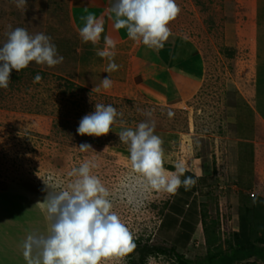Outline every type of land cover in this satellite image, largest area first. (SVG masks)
<instances>
[{"label": "rangeland", "instance_id": "obj_1", "mask_svg": "<svg viewBox=\"0 0 264 264\" xmlns=\"http://www.w3.org/2000/svg\"><path fill=\"white\" fill-rule=\"evenodd\" d=\"M26 3L24 11L14 0H0V45L17 27L30 34L43 32L51 37L63 62L54 67L31 62L19 73L12 70L9 87L0 89V191L22 192L45 208L46 185L57 192L63 190L74 179L68 176L71 169L91 161L95 164L91 174L109 189L112 211L133 239L173 246L178 253L199 258L204 254L201 225L197 229L200 210L185 212L177 227L171 219L190 190L181 187L172 195L132 188L138 176L131 170L127 145L117 134L124 128L135 129L148 119L144 113L150 111L154 134L163 140L164 167L169 170L168 166L175 168L182 161L187 171L199 176L191 196L206 205L209 218L220 219L222 239L231 240L239 228L240 202L231 189L239 190L236 178L247 182L254 175L259 183L243 194L264 198V32L258 44L251 19L246 23L247 18L239 12V2L176 0L181 11L168 27L171 33L196 41L206 63L198 91L178 106L152 103L137 85V76L131 74L127 62L129 55L135 54L136 41L127 48L129 55L124 59L113 57L118 69L106 73L109 60L96 55V50L104 47L84 43L79 37L76 28L83 26L79 24L83 15L79 9L71 10L72 0ZM243 26H247L245 35L240 31ZM114 52L119 53L116 47ZM37 74L42 77L38 83L34 82ZM107 76L111 88L95 91ZM95 103L112 104L123 116L117 117L107 135H78L79 121L94 111ZM83 143L90 144L92 151H80ZM0 197L7 204L15 203L10 197L6 200V195ZM195 220L193 234L182 248L180 235L186 231L185 224ZM36 225L40 233L42 226ZM107 264L127 263L123 256ZM145 264L174 261L149 257Z\"/></svg>", "mask_w": 264, "mask_h": 264}, {"label": "clouds", "instance_id": "obj_2", "mask_svg": "<svg viewBox=\"0 0 264 264\" xmlns=\"http://www.w3.org/2000/svg\"><path fill=\"white\" fill-rule=\"evenodd\" d=\"M14 2L18 9L26 10V0ZM107 11L115 15L114 29L124 28L129 39L158 50L171 35L169 22L181 9L176 0H114ZM81 19L85 21L79 29L81 40L98 44L104 32L103 18L97 19L89 13ZM6 35V41L0 45V89L9 87L12 70L19 73L31 62L47 67L63 62L51 37L43 32L30 34L26 28L17 27ZM103 41L105 47L96 50V55L109 60L104 71L110 73L119 67L113 60L116 42L109 36H104ZM41 79L37 74L34 82ZM111 86L112 80L107 76L95 86V91L108 90ZM144 114L148 119L139 122L135 129L124 128L117 134L119 141L127 145L131 170L138 176L132 188L138 186L143 191L154 189L172 195L181 187L190 190L196 179L185 176L187 168L182 161L175 165V171L164 167L163 140L154 134L152 113ZM168 115L171 117L173 113ZM122 116L112 104L95 103L94 111L79 121L76 133L92 137L107 135L117 117ZM79 149L88 152L91 145L83 143ZM93 167L94 163L85 161L72 168L68 176L74 179L58 192L44 183L47 194L42 203L48 228L46 234L29 233L23 240L21 248L26 264H107L133 251V236L112 211L110 191L100 178L91 174ZM132 199L130 195L129 202Z\"/></svg>", "mask_w": 264, "mask_h": 264}, {"label": "crops", "instance_id": "obj_3", "mask_svg": "<svg viewBox=\"0 0 264 264\" xmlns=\"http://www.w3.org/2000/svg\"><path fill=\"white\" fill-rule=\"evenodd\" d=\"M237 1L240 4L239 12L247 18L246 23L251 19L252 33L253 36L256 34L259 44L260 35L264 32V0ZM113 2L114 0H72L71 10L76 8L81 11L83 16L92 13L95 14L97 19L103 18L104 32L101 34L100 42L96 45L105 47L103 37L109 36L116 42V48L119 51L114 57L124 59L126 54L129 55L127 48L134 41L128 38L126 29H114L115 15L107 11ZM84 23L85 21L81 19L79 24L84 25ZM74 24L77 27L75 20ZM80 28H76L78 32ZM234 30L235 28L228 31L230 33ZM240 31L241 34L245 35L247 26H243ZM136 43L134 46L135 54L134 56L130 54L127 62L131 74L135 78L137 76V85L152 103L178 106L193 98L199 89L200 80L203 77V68L206 64L201 46L196 41L187 39L180 34L171 33L168 40L164 42L163 47L158 50L149 49L142 43H138V45ZM194 175L199 178L197 174ZM250 179L252 180L246 182L247 179L242 181L236 178L239 190H235L234 186L231 187L232 191H236L239 204L247 196L243 193L259 183L254 175ZM188 192L185 198L180 199L179 207L175 209L177 213L175 215L171 214L174 216L171 217L172 223L177 222L175 227L182 223L181 219L184 221L185 212V215H187L189 214L188 211L196 213L200 210V204L195 202L194 196H191L195 192L192 190ZM0 195H6V200L7 197H10L11 200L15 201V203L7 204L0 197V264H26L21 244L29 233H38L37 225L42 226L41 234H45V232L43 233V226H46L47 232L46 210L39 201L22 192L14 190L0 191ZM236 195H233V197ZM196 221L186 223V225H189V231H187L190 232V237L193 234L192 228L196 227ZM34 224H37V227ZM199 227L200 224L197 229Z\"/></svg>", "mask_w": 264, "mask_h": 264}, {"label": "trees", "instance_id": "obj_4", "mask_svg": "<svg viewBox=\"0 0 264 264\" xmlns=\"http://www.w3.org/2000/svg\"><path fill=\"white\" fill-rule=\"evenodd\" d=\"M168 169L175 170L172 166H168ZM185 176H191L196 181L199 179L189 171L185 172ZM194 188L195 186L190 190L195 191ZM247 198V202L242 199L240 204L239 228L231 234V240L222 239L220 219L209 218L205 210L206 205L200 203L203 211L200 209L199 223L202 227L204 254L198 255L199 258L192 257V253L189 255L178 253L173 246L167 248L151 245L148 242L143 243L138 238L133 239L135 244L133 251L125 255L126 263L145 264L149 257L163 256L165 260L174 261V264H264V198H257L255 195L250 197L249 194ZM176 223L174 221L175 225ZM185 227L186 231L180 235L182 248L190 239L189 225L185 224ZM192 229L194 230V227Z\"/></svg>", "mask_w": 264, "mask_h": 264}, {"label": "built area", "instance_id": "obj_5", "mask_svg": "<svg viewBox=\"0 0 264 264\" xmlns=\"http://www.w3.org/2000/svg\"><path fill=\"white\" fill-rule=\"evenodd\" d=\"M249 196H250V197H253V196H254V194H253V193H249Z\"/></svg>", "mask_w": 264, "mask_h": 264}]
</instances>
